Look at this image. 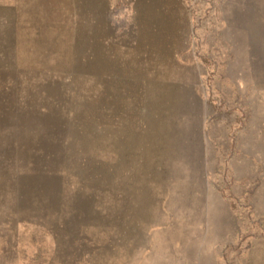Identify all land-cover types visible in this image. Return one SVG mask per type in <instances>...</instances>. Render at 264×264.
Here are the masks:
<instances>
[{
	"label": "rangeland",
	"instance_id": "obj_1",
	"mask_svg": "<svg viewBox=\"0 0 264 264\" xmlns=\"http://www.w3.org/2000/svg\"><path fill=\"white\" fill-rule=\"evenodd\" d=\"M0 264H264V0H0Z\"/></svg>",
	"mask_w": 264,
	"mask_h": 264
}]
</instances>
